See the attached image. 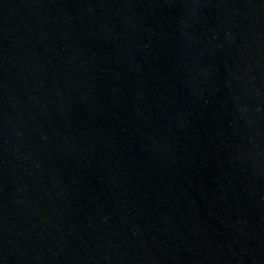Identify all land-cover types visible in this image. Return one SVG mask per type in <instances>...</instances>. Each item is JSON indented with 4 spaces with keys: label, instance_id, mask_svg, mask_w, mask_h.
Masks as SVG:
<instances>
[{
    "label": "water",
    "instance_id": "water-1",
    "mask_svg": "<svg viewBox=\"0 0 264 264\" xmlns=\"http://www.w3.org/2000/svg\"><path fill=\"white\" fill-rule=\"evenodd\" d=\"M0 264H264V0H0Z\"/></svg>",
    "mask_w": 264,
    "mask_h": 264
}]
</instances>
